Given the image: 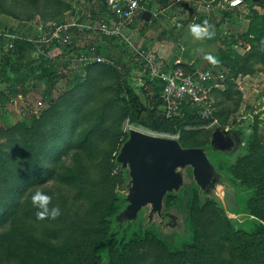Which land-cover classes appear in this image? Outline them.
I'll use <instances>...</instances> for the list:
<instances>
[{
  "label": "rangeland",
  "instance_id": "obj_1",
  "mask_svg": "<svg viewBox=\"0 0 264 264\" xmlns=\"http://www.w3.org/2000/svg\"><path fill=\"white\" fill-rule=\"evenodd\" d=\"M229 1H153L158 15L149 30V39L153 36L162 40L167 35L164 38L175 45L171 57L179 53L176 43H183V59L188 58L193 43L189 39H197L185 34L192 24L203 26L206 22L212 29L219 27L221 37L218 51L213 54L220 62L213 65L201 57L194 66H212L216 76L224 74L212 80L219 85L212 88L205 101L188 105L192 113L189 123H206L187 124L169 133L153 130L130 117L129 98L121 84L123 67L115 61L131 68V85L148 109L153 108L156 91L151 83L138 81L139 73L134 70L144 69V63L133 48L120 39L103 37L93 27L96 21L86 15L94 4L104 7L105 0H0V47L10 43L9 34L28 41L35 39L42 29H47L50 19L60 16L69 6L73 10L64 20L82 25L72 28L74 49L56 62L52 73L38 79L39 69L22 66L21 70L30 74L22 84L24 93L20 97L4 94L0 99V127L17 126V141L0 133V144L18 152L21 159L27 151L18 144L25 132L20 130L22 124L31 127L34 118L52 104H56L52 108L57 106V114L67 115L68 123L77 119L67 128L68 134L51 147L52 155L60 154L57 159L43 161L54 167V176L44 183L35 181L29 190L31 200L36 191L51 196L48 214L45 219H36L30 207H25L28 204L16 209L14 217L0 227V264H113L117 260L119 264H239L240 235L250 237L264 229V220L252 211L254 207L264 208V158L250 164V180L237 174L234 167L240 157L249 153L254 138L264 142V0H243L238 6H230ZM162 16L168 21L162 23ZM128 37L137 47H147ZM234 37L238 39L236 44ZM90 44L95 45V54L106 60L86 70L76 56L81 50L89 51ZM83 84L89 87L87 92L82 90ZM79 89L80 96L67 100ZM106 108L112 117L99 123ZM44 124L52 128L49 122ZM94 127L100 133L88 137ZM132 128L176 137L184 146L204 147L222 183L207 193L197 184L192 167L187 166L183 169V185L167 193L159 213L151 217V205H145L129 223L117 218L121 224L117 228L114 219L129 203L133 179L130 167L120 159ZM218 128L232 136L231 148L213 145L212 133ZM5 150L0 148V158L5 157ZM7 168L0 164V171ZM111 169L114 175H121L122 181L114 185L113 193L103 192L98 180ZM53 207L60 209L55 218L51 216ZM13 226L18 227V232L9 238L7 231ZM74 228L75 232L70 233ZM82 228L89 229L91 239H96L94 249L76 243L75 236L82 235ZM110 235L129 246L116 254L109 253Z\"/></svg>",
  "mask_w": 264,
  "mask_h": 264
},
{
  "label": "trees",
  "instance_id": "obj_2",
  "mask_svg": "<svg viewBox=\"0 0 264 264\" xmlns=\"http://www.w3.org/2000/svg\"><path fill=\"white\" fill-rule=\"evenodd\" d=\"M153 1L154 0H151V4L148 8L152 6ZM72 10V7L69 6L64 10V12L60 16L50 20H63L65 19L64 16ZM87 13L91 14L90 19L92 21H96L110 14L106 2L104 4V7H101L99 5L97 6L96 4H94L86 10V15ZM215 34L216 41L220 42L221 37L219 34V27L216 28ZM103 37L111 38L105 35H103ZM1 38L2 37H0V39ZM11 41L13 43L12 47H9L8 44H6V46L4 45L0 47V80H3V82L7 83V86L1 92V95L9 94L12 96H18L19 94L24 93L22 90V84H24L26 80L29 79L30 74L25 71H22V66H28V68L32 70L39 69L40 73L37 75L36 78L40 79L45 75H48V73H52L54 66L57 64L56 62L61 57L65 56L67 52L69 53V50L74 49L73 39L71 43L67 45H62L60 46V48H57L54 45L44 46L41 52H38L36 55H33V53L37 51V48L31 41L19 38L12 39ZM232 41L234 44H236L238 42V39L234 37ZM93 45L94 44H90L88 47H91ZM4 47L6 48V51ZM30 50L32 51L30 52ZM28 56L29 60H26ZM115 63L118 67H123L121 84L129 98L127 99V105L128 112L130 113V117L132 118V120H136L142 125L149 127L153 130L164 131L169 133H176L180 127L185 126L187 124L202 125L206 123L204 122L206 120H203L200 123H189L191 122L190 119L192 117V113L188 110V105L190 102H192L191 100H185L182 102L181 113L171 117H167L164 113L163 108L162 85L157 80L151 79L148 72H144L143 77L145 85L151 83L156 91V95L153 96L152 99L153 108L148 109L141 101L139 95L136 93L135 89L131 85L129 79L131 68H124V63H120L119 60H116ZM100 64L105 63L93 62L86 65L85 68L86 70H88ZM182 66L187 71H194L196 69L194 68V66L188 64H182ZM220 70L223 69L220 68L219 71ZM82 87H84V89H82L85 90L84 92H87L89 90V87H85L84 84ZM81 94L82 91L81 89H79L73 95L67 97V100L80 96ZM54 105L56 104H52L48 111H43L36 118H34L31 127H25V125L23 124L21 125L20 130L25 129V132L23 133V137L21 139H18V144L21 147L24 146L27 148V151H25V157L23 159L19 157L18 152L15 153L12 150L7 149L3 144H0V148L6 149L4 151L5 157L2 156L0 158V164H5L8 167L7 169H3L0 171V227L7 224V222H9V219L14 217L17 208L24 207L26 204L28 205L25 207H30V210L34 212V217L36 219H45V217H38L37 212L41 211V209H38L35 205L33 207V204H31V192L29 193V190L30 187L34 186L35 181H37V183H44L48 178L54 176L56 172L54 167H52L51 165L47 166L46 164H43V161L46 158H51L54 161L57 159V156L60 154L55 156L52 155V150H50L51 147L57 141H61L62 138H64V136L68 134L67 128L69 126H72V124L74 125L77 122V119H72L71 123H68L69 121L67 122V115L57 114V109L54 110L55 108H57V106L55 108H52L54 107ZM145 111H147L146 115H144ZM111 115L112 112L108 111V108L104 109L99 123L109 121ZM46 122H49V124L52 125L51 129L45 128L44 123ZM16 129L17 126L15 125L10 129H3V127H0V133H5L9 135L11 137V141L14 142L17 141L14 135ZM29 129H32V134L28 132ZM99 133L100 130H98L97 127H94L88 131V137ZM182 146L184 145L182 144ZM259 158H264V142L259 143V140L254 138L251 142L249 153L240 157L238 162L235 164V172L237 174L239 173L242 178H248V180H250L249 176L252 173L250 164L252 163V161ZM121 181V175H114L113 169H111L105 171L103 173V176L98 180L99 184H102V188H99L103 192L113 193L114 185ZM261 183L263 184V186H261L263 191L264 181L261 180ZM213 198L218 200L214 196ZM48 207L50 208V204ZM252 211L258 217L264 220L263 207H254ZM118 215L116 219H114V223L117 228L121 227V224L119 222L120 220L117 219ZM17 232L18 227H11V229H8L7 231V234L9 233L8 237H16ZM74 232L75 228L70 233ZM81 232L82 235L75 236L76 243L81 244L82 246H84L85 249H87L89 246L93 247L94 249L96 246V239H91L92 234L90 230L82 228ZM246 235L248 236V234L243 233L239 237V264H249L251 261H254L255 264H264V229H262L261 233L259 234H253V236L250 237H247ZM128 246L129 244L115 240L112 235H110L109 242H107V251L109 253L116 254L118 250L124 251ZM120 262V260L113 261V264H119Z\"/></svg>",
  "mask_w": 264,
  "mask_h": 264
},
{
  "label": "water",
  "instance_id": "obj_3",
  "mask_svg": "<svg viewBox=\"0 0 264 264\" xmlns=\"http://www.w3.org/2000/svg\"><path fill=\"white\" fill-rule=\"evenodd\" d=\"M143 16L150 19L152 12ZM212 143L219 149L233 146L218 128L212 133ZM121 161L130 167L133 177L128 200L118 218L129 223L137 218L145 205H151L150 216L159 213L169 191L178 190L184 182L183 169L191 166L197 184L207 193L222 183L215 165L203 147L182 146L176 137L130 129L120 154Z\"/></svg>",
  "mask_w": 264,
  "mask_h": 264
},
{
  "label": "built area",
  "instance_id": "obj_4",
  "mask_svg": "<svg viewBox=\"0 0 264 264\" xmlns=\"http://www.w3.org/2000/svg\"><path fill=\"white\" fill-rule=\"evenodd\" d=\"M110 14L96 20L93 27L101 34L120 39L133 48L138 57L144 63V69L138 72V81L144 83L143 73L148 72L151 79L157 80L162 85L163 108L167 117L181 113V104L185 100H191L200 104L205 101L214 86L219 83H212V80L220 79L224 76L220 72L218 76L214 74V67L209 66L203 69L187 71L183 68L180 60H176L173 65L168 66L163 62L159 54L151 48L137 47L126 35L124 28L133 25L138 15L147 10L151 0H105ZM243 0H230V6H238ZM74 13V12H73ZM153 16L158 12L153 11ZM89 19L91 14L87 13ZM82 26L76 21L52 20L47 23V29H42L41 33L31 42L37 48L36 54L43 50L44 46L54 45L60 48L73 40L72 28ZM15 39L16 36L8 35ZM8 44L13 46L12 41ZM95 46H91L89 51L81 50L76 59L84 65L93 62H103L106 59L95 54ZM215 65V64H213ZM41 104V102H39Z\"/></svg>",
  "mask_w": 264,
  "mask_h": 264
},
{
  "label": "crops",
  "instance_id": "obj_5",
  "mask_svg": "<svg viewBox=\"0 0 264 264\" xmlns=\"http://www.w3.org/2000/svg\"><path fill=\"white\" fill-rule=\"evenodd\" d=\"M147 10H149L153 13L154 8H153V6H151ZM143 14H144V11H143V13H141V15L137 16L136 21L133 25L126 26L124 28V32H126V34L133 37L137 42L146 43L145 44L147 46L146 48H151V49L156 48L153 50H155L159 54V56L161 57L163 62L167 65V67L173 65V63L176 60H180L182 64H189V65L197 66V64H199V62H196L197 59H199L201 57L205 58V56L208 54H211L213 56V54L217 53L218 47H219V45H218L219 42L216 41V34H215L216 29H212V27H210V31L213 33L211 37H205L203 39H195L196 41H193V39H189L193 43H191L192 48H191V51L188 53V58L183 59L182 49L185 48L183 43H176V47H178L177 52H179V53H174L175 55H173V57H171V55H169V54H170V52H172V48L175 45L172 44L171 42H168L164 38L167 35L162 36V38L165 40H163V39L161 40L160 38L155 39L153 36H151V40H150L149 39V33H150L149 30H151V28H152L151 26L153 25V23L155 21V16H153V14H152L150 19H146L143 16ZM162 18H163L162 23L168 21V19H166L165 17L162 16ZM185 34L188 37L190 36V34H191L190 26H189V28L186 29ZM33 55H36V53L34 52ZM171 58H173V59H171ZM135 70L140 71L139 69H135ZM6 86H7V83L3 82V80H0V99L2 98L1 92L4 90V88ZM18 96L20 97L21 94H19ZM12 99L15 100V98H12Z\"/></svg>",
  "mask_w": 264,
  "mask_h": 264
},
{
  "label": "clouds",
  "instance_id": "obj_6",
  "mask_svg": "<svg viewBox=\"0 0 264 264\" xmlns=\"http://www.w3.org/2000/svg\"><path fill=\"white\" fill-rule=\"evenodd\" d=\"M210 25L205 24L202 26L201 24H192L190 25V32L193 36H195L197 39H203L205 37H211L212 32L210 31ZM205 59L209 60L210 62L216 63L218 62L214 56L211 54H208L205 56ZM51 196L42 193L40 191H36L34 195L32 196V202L35 206H37L38 209H41V211L37 212L38 217L44 218L49 211V203L51 201ZM60 214V209L58 207L51 208V216L55 218Z\"/></svg>",
  "mask_w": 264,
  "mask_h": 264
},
{
  "label": "flooded vegetation",
  "instance_id": "obj_7",
  "mask_svg": "<svg viewBox=\"0 0 264 264\" xmlns=\"http://www.w3.org/2000/svg\"><path fill=\"white\" fill-rule=\"evenodd\" d=\"M223 134H224L225 138L230 139L233 142V138L229 133H226L223 131Z\"/></svg>",
  "mask_w": 264,
  "mask_h": 264
}]
</instances>
